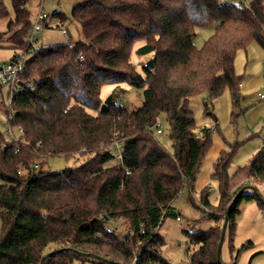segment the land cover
I'll use <instances>...</instances> for the list:
<instances>
[{"label": "trees", "instance_id": "obj_1", "mask_svg": "<svg viewBox=\"0 0 264 264\" xmlns=\"http://www.w3.org/2000/svg\"><path fill=\"white\" fill-rule=\"evenodd\" d=\"M30 2L12 0L14 16L0 31V42L8 36L14 55L30 52L20 73L22 88L13 96L11 121L23 128L26 142L8 140L0 128V143L6 144L0 146V264H41L50 251L56 252L42 264L87 258L66 249L65 232L73 237L71 247L112 261L171 264L161 252L159 228L184 187L191 204L214 220L208 230L191 234L195 247L189 264H222L217 246L226 209L243 186L259 190L264 185V144L233 174L229 168L236 148L220 152L211 172L220 202L212 206L211 186L198 191L196 181L213 142V128L197 127L188 100L201 92L213 99L227 89L237 95V51L251 41L264 46V0L247 5L222 0H83L72 6L83 39L41 47L28 45ZM9 15L5 0H0V18ZM213 23L214 33L197 48V27ZM138 41L144 44L136 53L149 55L154 64L152 69L143 65L144 73L132 62ZM121 83L143 89L141 106L129 109L121 102ZM105 84L116 87L103 100ZM0 106H5L1 84ZM163 114L171 128V152L156 136ZM116 132L123 144L122 162L111 144ZM55 155L90 156L52 170L46 163ZM255 199L264 207L262 194L251 189L237 198L228 218L231 234L242 202ZM122 219L128 222L126 231L118 229Z\"/></svg>", "mask_w": 264, "mask_h": 264}, {"label": "rangeland", "instance_id": "obj_2", "mask_svg": "<svg viewBox=\"0 0 264 264\" xmlns=\"http://www.w3.org/2000/svg\"><path fill=\"white\" fill-rule=\"evenodd\" d=\"M80 1L83 0H31L28 4L31 20L41 5L49 14L48 26H44L39 32L34 41V47L83 39L80 25L72 16L73 4ZM228 1L240 4V0ZM250 1L247 0V3ZM5 3L10 15L0 18V31L7 29L9 18L14 16L12 0H5ZM56 11L64 16L59 17L54 14ZM216 25L217 23H213L197 27L194 38L197 48L204 46L206 40L214 33ZM64 30L67 34H64ZM8 44V36H5L0 42V64L9 61L14 55ZM142 44L144 41L135 43L132 62L136 64L141 73H144L143 65L151 58L149 55L141 56L136 53V49ZM234 66L236 75L241 77V85L236 96L227 89L213 99L208 98L207 92H201L191 96L188 100V107L194 113L197 127L215 126L216 133L225 139L226 148H236V155L230 165L229 174H233L239 167L248 164L264 144V98L260 97V93L264 91V46L257 41H251L246 48L237 51ZM120 85L125 88L120 95L121 102L129 109L141 106L144 100L143 89L127 83ZM115 87L114 84H105L101 90V98L105 100ZM3 93L6 102L7 90L3 89ZM4 110L5 107L0 106V128L3 131L6 118ZM232 111H235L237 115L233 116ZM159 124L163 132L157 133L156 136L163 147L171 152V128L165 114L161 115ZM78 156L73 158H67L64 155L49 156L46 167L52 170H62L73 165V162L79 164L85 161L90 155ZM209 185L211 186L210 202L212 206H218L220 192L216 180L211 179ZM259 192L264 200V185L259 186ZM188 195V188L184 187L173 199L171 203L173 211L164 216L159 228V233L164 239L161 252L171 264H189L190 254L195 247L191 234L208 230L214 224V220L204 214L202 209L191 204ZM219 213L222 214L221 210ZM117 224L121 231L128 229V222L125 219ZM1 232L0 214V235ZM220 262L222 264H264V207L258 200L242 202L240 205L234 233L231 234L229 229L225 232ZM69 264H96V261L91 257L74 258Z\"/></svg>", "mask_w": 264, "mask_h": 264}, {"label": "built area", "instance_id": "obj_3", "mask_svg": "<svg viewBox=\"0 0 264 264\" xmlns=\"http://www.w3.org/2000/svg\"><path fill=\"white\" fill-rule=\"evenodd\" d=\"M228 1V0H222ZM241 5H247V0H240ZM49 18V14H47L44 11L43 6L41 5L37 13L35 14L30 30L28 35V45L34 44V41L37 39V36L39 32L42 30V28L45 26ZM64 34H67V32L64 30ZM70 46H72L71 43H69ZM30 52L28 50H22L17 52L9 61L4 62L3 64H0V84L3 89L7 90V96H6V102H5V116L4 119V135L8 140H13L16 143H25L26 140L23 136L24 130L21 126L13 125L11 123L14 111H13V96L16 92H18L22 88V80L20 73L24 67L25 61L27 57L29 56ZM79 59H82V54L79 55ZM260 97L264 98V91L260 93ZM7 104V105H6ZM157 133H162L163 130L158 124L157 127ZM118 133H115V137L111 139L112 146L116 149V159L117 161L122 162L123 161V154H122V140L118 138ZM1 147H6V144L4 142L0 143ZM85 149L82 148L81 151H84ZM38 166V163L35 164ZM21 173V170H19ZM128 173H130L128 171ZM179 218V217H177Z\"/></svg>", "mask_w": 264, "mask_h": 264}, {"label": "crops", "instance_id": "obj_4", "mask_svg": "<svg viewBox=\"0 0 264 264\" xmlns=\"http://www.w3.org/2000/svg\"><path fill=\"white\" fill-rule=\"evenodd\" d=\"M59 17H63L62 14L59 15ZM48 24V22H47ZM13 50V49H12ZM14 53V50L12 51V54ZM213 128V142L211 147L208 149L206 156L203 160V163L201 165V169L198 174V178L196 181V189L198 191H201L203 188H205L207 185H209L211 181V172L214 161L219 156L220 152L226 148L225 139L221 137V135L216 133L215 126H211ZM62 240L67 245H72L73 237L69 232H65L62 236Z\"/></svg>", "mask_w": 264, "mask_h": 264}, {"label": "water", "instance_id": "obj_5", "mask_svg": "<svg viewBox=\"0 0 264 264\" xmlns=\"http://www.w3.org/2000/svg\"><path fill=\"white\" fill-rule=\"evenodd\" d=\"M146 66L148 69H152L154 64H153V60L150 59L147 63H146ZM246 189H251L253 190L258 196L261 195V193L259 192V190L257 189L256 186H253V185H245L243 186L239 191L238 193L233 197L232 201L229 203L227 209H226V213H225V218H224V221H223V225H222V231H221V236H220V240L218 242V246H217V257H218V260L220 261V254H221V247H222V243H223V240H224V237H225V232H226V229H227V225H228V218H229V214H230V211H231V208L232 206L235 204L237 198L240 196L241 193H243ZM65 248H61L59 249V251L61 250H64ZM66 249H71L73 250L75 253H77L78 255H81V256H86V257H91V258H94V259H99L105 263H108V264H122L121 262H117V261H112L111 259H109L108 257L106 256H100L96 253H93V252H84V251H81V250H78L74 247H67ZM56 251H50L48 253H46L41 261V264L42 262L44 261L45 258L49 257L50 255L54 254Z\"/></svg>", "mask_w": 264, "mask_h": 264}]
</instances>
